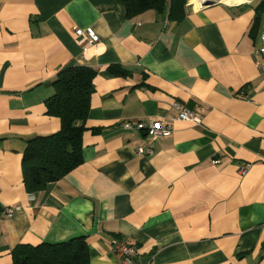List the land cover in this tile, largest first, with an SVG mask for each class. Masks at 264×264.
Listing matches in <instances>:
<instances>
[{
    "label": "crops",
    "instance_id": "crops-1",
    "mask_svg": "<svg viewBox=\"0 0 264 264\" xmlns=\"http://www.w3.org/2000/svg\"><path fill=\"white\" fill-rule=\"evenodd\" d=\"M203 1L172 22L128 16L121 0H0V264L17 244L79 236L89 264H124L115 238L136 248L133 264H264V0ZM73 65L96 69L82 161L28 192L23 151L59 130L45 103ZM175 104L201 123L176 120ZM152 119L171 133L135 126Z\"/></svg>",
    "mask_w": 264,
    "mask_h": 264
},
{
    "label": "trees",
    "instance_id": "trees-1",
    "mask_svg": "<svg viewBox=\"0 0 264 264\" xmlns=\"http://www.w3.org/2000/svg\"><path fill=\"white\" fill-rule=\"evenodd\" d=\"M128 16L153 9L172 22L185 17L187 0H121ZM117 75L126 70L110 65ZM96 69L73 65L58 72L52 81L53 94L46 100L45 113L60 120L59 130L27 141L22 154L23 184L28 192L44 188L79 165L81 136L89 112ZM12 264H89L86 238L79 236L59 243L17 244L12 249Z\"/></svg>",
    "mask_w": 264,
    "mask_h": 264
},
{
    "label": "built area",
    "instance_id": "built-area-1",
    "mask_svg": "<svg viewBox=\"0 0 264 264\" xmlns=\"http://www.w3.org/2000/svg\"><path fill=\"white\" fill-rule=\"evenodd\" d=\"M74 32L77 38L86 40L89 46L93 45L99 40L98 35L90 27L84 29L75 27ZM256 54L261 59L260 67L262 72H264V18H262V32L260 35V44L256 49ZM174 106L178 110L177 115L175 116L176 120L192 122L195 124L201 123V118L198 115H196L195 112L187 108H181L178 104H175ZM123 126L124 128H131L132 124H130L129 122H124ZM135 126L137 129L144 130L146 134L150 136L152 139H156L162 136H167L172 131V125L170 123L159 119H152L146 123L138 122ZM148 152L150 153V150H148ZM213 163L215 164L218 163V160L214 159ZM245 170H246L245 166H241V168L239 169L241 174L245 173ZM6 214L7 216H11V211L8 210ZM112 249L114 254L118 258H120L124 264L134 263L137 250L133 245H130L123 240L115 238L112 241Z\"/></svg>",
    "mask_w": 264,
    "mask_h": 264
},
{
    "label": "water",
    "instance_id": "water-1",
    "mask_svg": "<svg viewBox=\"0 0 264 264\" xmlns=\"http://www.w3.org/2000/svg\"><path fill=\"white\" fill-rule=\"evenodd\" d=\"M217 2H220L219 0H204L202 3H201V6L200 7H205V6H211Z\"/></svg>",
    "mask_w": 264,
    "mask_h": 264
},
{
    "label": "bare ground",
    "instance_id": "bare-ground-1",
    "mask_svg": "<svg viewBox=\"0 0 264 264\" xmlns=\"http://www.w3.org/2000/svg\"><path fill=\"white\" fill-rule=\"evenodd\" d=\"M194 1H197V0H191V2H194ZM219 1H224V3L228 2L227 4H229V3H234V2L240 1V0H219Z\"/></svg>",
    "mask_w": 264,
    "mask_h": 264
},
{
    "label": "rangeland",
    "instance_id": "rangeland-1",
    "mask_svg": "<svg viewBox=\"0 0 264 264\" xmlns=\"http://www.w3.org/2000/svg\"><path fill=\"white\" fill-rule=\"evenodd\" d=\"M189 3L192 4L191 0H187V4H189Z\"/></svg>",
    "mask_w": 264,
    "mask_h": 264
}]
</instances>
